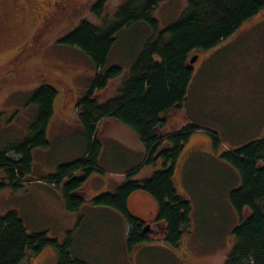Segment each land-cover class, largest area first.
I'll use <instances>...</instances> for the list:
<instances>
[{"label":"rangeland","instance_id":"374dc122","mask_svg":"<svg viewBox=\"0 0 264 264\" xmlns=\"http://www.w3.org/2000/svg\"><path fill=\"white\" fill-rule=\"evenodd\" d=\"M124 1L106 0L102 17L111 18ZM186 3L187 0H163L155 13L161 27L174 22ZM86 16L96 24L102 19L91 10ZM28 28H3L0 22V58L22 41ZM151 34L152 28L145 22L121 30L106 68L122 65L128 69ZM45 54L41 57L46 60L44 65L0 66V150L26 137L37 113V105L30 101L34 91L44 83L58 91L47 129L50 146L33 151L30 177L40 179L60 163L84 155L88 135L78 118L77 102L91 89L97 74L93 60L77 46L57 42ZM204 55L192 64L194 73L187 101L175 111L179 127L196 124L207 132L191 134L184 151L181 186L177 188L190 199L192 209L180 246L158 238L129 246L125 216L118 209L97 207L100 205L89 199L80 210L71 212L62 208L57 191L51 188L56 185L46 186L40 179L26 181L18 189H1L0 215L16 210L29 232L46 231L60 242L70 231L72 264H223L233 228L239 223L230 193L240 185L241 176L220 157V152L264 136V19L241 27ZM120 82L111 81L98 92L99 99L116 95ZM173 115L172 112L170 120ZM213 132L220 138L218 147L213 142L210 145L206 138L205 134L210 137ZM98 137L104 140L105 154L100 160L102 172L90 182L94 195L116 190L121 185L118 178L135 169L144 155L139 135L121 122L103 124ZM8 156L17 157L13 151ZM146 177L149 176L144 172L135 175ZM138 192L130 201L133 213L151 217L152 199ZM59 259L58 250L49 247L38 255L28 252L21 264H58Z\"/></svg>","mask_w":264,"mask_h":264},{"label":"trees","instance_id":"16d2710c","mask_svg":"<svg viewBox=\"0 0 264 264\" xmlns=\"http://www.w3.org/2000/svg\"><path fill=\"white\" fill-rule=\"evenodd\" d=\"M162 2L126 0L111 18L102 17L106 0H96L89 6L97 17H102L101 22L81 20L62 39L85 51L97 69L91 89L77 102L78 118L88 135L86 152L76 160L60 163L41 179L30 177L34 149L50 146L47 129L58 93L54 86L44 83L30 98L37 105V113L26 137L0 150V190L7 186L18 189L34 179L53 182L66 208L71 212L80 210L87 200L82 189L92 175L101 172L103 142L98 135L104 119L116 120L139 135L146 152L143 166H150L153 173L135 178L140 168L128 172L116 190L92 194L89 199L97 205L116 208L125 216L129 224L127 242L131 246L151 240L142 228V217L129 206L134 193H146L156 202V217L164 225L162 241L181 245L192 206L190 199L179 192L176 174L183 165L191 134L203 128L196 124L179 127L174 119L170 120L172 112L187 101L194 73L190 60L195 53L211 51L241 27L264 19V0H187L180 16L165 27H161L155 14ZM140 22L147 23L152 34L136 53L132 65L128 69L122 65L106 68L117 34ZM116 79L121 80L118 93L99 99L98 92ZM213 133L208 137L218 147L220 138ZM10 151L17 157H9ZM220 157L230 162L241 176L240 185L230 193L239 223L233 228L223 264H264V136L237 148L223 149ZM72 243L70 231L60 242L46 231L29 232L16 210L0 215V264H21L28 252L38 255L49 247L58 250V264H72Z\"/></svg>","mask_w":264,"mask_h":264},{"label":"flooded vegetation","instance_id":"af4514ba","mask_svg":"<svg viewBox=\"0 0 264 264\" xmlns=\"http://www.w3.org/2000/svg\"><path fill=\"white\" fill-rule=\"evenodd\" d=\"M95 1L0 0V22L3 28L20 30L30 27L22 41L0 58V66L44 65L46 60L41 57L54 43L69 45L62 41L63 37L81 20L88 19L86 12ZM56 33L57 36H54ZM151 214V217L142 216V228L149 233L150 239H161L165 232L164 225L153 211Z\"/></svg>","mask_w":264,"mask_h":264},{"label":"crops","instance_id":"0c3cea01","mask_svg":"<svg viewBox=\"0 0 264 264\" xmlns=\"http://www.w3.org/2000/svg\"><path fill=\"white\" fill-rule=\"evenodd\" d=\"M77 110V109H76ZM73 112H74V110H73ZM74 113H76V112H74ZM175 115H173L174 116V120L173 121H175V119L176 120H178V118H179V115H178V113L177 112H175L174 113ZM171 115V114H170ZM79 117V116H78ZM172 117V116H171ZM79 120H80V118H79ZM80 122H81V120H80ZM112 122H118V123H120L119 121H116V120H105L104 119V123L105 124H110V123H112ZM82 123V122H81ZM178 123V122H177ZM118 125H121V124H118ZM113 126V125H112ZM49 127V126H48ZM82 128H83V130L85 129L86 130V127H85V125H83V123H82ZM102 129V128H101ZM106 129V128H105ZM104 129V130H105ZM87 131V130H86ZM196 133H200V131H196ZM202 133V132H201ZM206 135V134H205ZM206 138H208V142L210 143V145H212V141H211V139L208 137V135H206ZM102 142H103V150H102V154H101V158H100V160L102 161L103 160V157H104V154H105V144H104V140H102ZM139 144H140V146H139V148L143 151V153H144V155H143V157H142V159L139 161V163H138V165H137V167L135 168V169H132V170H130V171H128V172H134L135 170H138L139 168H140V170L138 171V172H141V174L144 172V174H147V176H150L152 173H153V169L150 167V166H143V163H144V161H145V159H146V152H145V148H144V146H143V144H142V142L140 141L139 142ZM113 149V150H112ZM111 150H112V153H113V155H115L116 154V151H115V147L113 148H111ZM86 152V147L84 148V153ZM183 164V163H182ZM183 166V165H182ZM182 166L181 167H179V169H178V171H177V174H176V179H178V180H180V177L182 176V172H181V168H182ZM101 172H102V170H101ZM128 172H123L122 173V176L120 177V178H118V184H121L124 180H125V178H126V175H127V173ZM99 173L100 172H98V173H95L94 175H92L90 178H89V180H88V183L86 184V187H85V190L84 191H86V195H87V200H89V198L92 196V194H94L93 193V190H92V188H91V184H90V182L94 179V177L97 175H99ZM34 181H39V180H34ZM181 181V180H180ZM44 184L46 185V186H49V187H51L50 185H48L47 183H45L44 182ZM52 189H55L57 192V196H58V198H60V200H61V203H62V208H64V209H67L66 208V204H65V202H64V199H63V197H62V195H61V193H60V191L57 189V188H53V187H51ZM107 188H113V187H107ZM108 190H111V189H108ZM140 193H142V194H145V195H147V196H149L150 197V199H152V201H153V205H154V209H153V212L156 214V202L154 201V199L150 196V195H148V194H146V193H143V192H140ZM134 194H136V193H134ZM133 194V195H134ZM132 195V196H133ZM132 196L130 197V201H131V198H132ZM130 201H129V206H130V208H131V205H130ZM86 204L84 203V206H85ZM97 207H103L104 209H106V210H108V209H114L113 207H110V206H97ZM105 210V211H106ZM131 210H132V208H131ZM78 220V219H77ZM123 221H124V228H125V232H126V234H127V231H128V223H127V221H126V219L123 217Z\"/></svg>","mask_w":264,"mask_h":264},{"label":"water","instance_id":"95a60500","mask_svg":"<svg viewBox=\"0 0 264 264\" xmlns=\"http://www.w3.org/2000/svg\"><path fill=\"white\" fill-rule=\"evenodd\" d=\"M198 54L197 55H195L192 59H191V63H193L197 58H198Z\"/></svg>","mask_w":264,"mask_h":264},{"label":"bare ground","instance_id":"6f19581e","mask_svg":"<svg viewBox=\"0 0 264 264\" xmlns=\"http://www.w3.org/2000/svg\"><path fill=\"white\" fill-rule=\"evenodd\" d=\"M49 185H51V186H53V185H55L53 182H47Z\"/></svg>","mask_w":264,"mask_h":264}]
</instances>
